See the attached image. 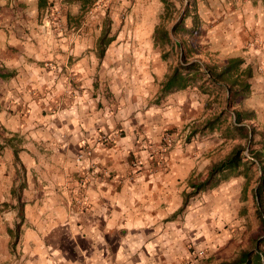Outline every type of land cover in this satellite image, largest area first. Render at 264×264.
Masks as SVG:
<instances>
[{"label": "crops", "instance_id": "1", "mask_svg": "<svg viewBox=\"0 0 264 264\" xmlns=\"http://www.w3.org/2000/svg\"><path fill=\"white\" fill-rule=\"evenodd\" d=\"M19 1L38 8V0H8L9 5ZM6 2L0 0V5ZM209 5L219 17H207V23L200 24L202 34L197 41L203 50L223 57V64L229 58L241 57L245 65L251 66L249 93L237 99L233 108L243 113L242 124L252 125L264 135V0L224 1L220 12L215 2ZM3 24L10 27L14 22L5 20ZM95 40L82 38L93 42V48ZM110 43L104 52H108ZM19 44L14 35L7 36L0 28V107L10 106L13 110L0 114V124L9 131V137L24 134L29 141L15 154L14 147L9 146L0 155V204L9 206L0 211V262L222 264L235 253L230 236L238 235L239 226V250L235 255L252 251L251 264H264V173L260 177L264 160L258 166L260 175L251 186L252 193L240 202L241 181L233 183L231 191L225 188L214 195L206 193L218 185L216 178L223 179L216 176L208 180L209 170L237 145L229 152L216 153L207 142L191 141L173 145L160 156L155 154L163 130L207 116L208 94L205 90L200 92L206 84L192 90V73L183 69L187 85L163 91L162 84L175 67L160 81L157 91L164 95L160 104L147 113L133 110L126 97L127 103L122 102L117 111L114 104L99 109L101 97L98 91L94 96L91 84H85V90L75 98L66 96L62 103H57L66 82L56 80L53 73L45 72L41 78L37 75L41 71L32 66L16 68L21 54ZM96 49L99 51L97 42ZM116 51V57L125 52L120 47ZM22 53L31 55L28 47ZM88 53L95 57L94 51ZM82 54L81 49L79 56ZM76 69L84 73L88 67ZM9 74L13 75L4 76ZM207 84L210 90L212 83ZM48 86L58 96L49 101L35 99L33 88L41 91ZM58 104L62 108L56 111L53 107ZM98 129L110 134L113 140L98 144ZM118 130L123 132L118 135ZM144 138L153 145L145 143ZM83 142L91 146V154L77 162ZM260 152L264 154V149ZM131 156L140 161V172L136 174H132ZM246 162L243 158L239 168ZM205 170L203 178H195L197 172ZM89 171L90 178L78 186L76 177ZM196 185L201 188L196 189ZM2 216L10 220L3 221ZM249 218L251 226L247 223ZM13 225L18 226V237L11 253L14 238L9 228ZM190 243L205 250L203 259L192 262ZM256 255L260 258L256 259Z\"/></svg>", "mask_w": 264, "mask_h": 264}, {"label": "rangeland", "instance_id": "2", "mask_svg": "<svg viewBox=\"0 0 264 264\" xmlns=\"http://www.w3.org/2000/svg\"><path fill=\"white\" fill-rule=\"evenodd\" d=\"M211 1L215 2V5L217 4L216 9H220V12L224 8L223 5L220 6L221 3L224 1L235 2L236 0H87L84 3L81 0H46L45 7L40 10L36 5L31 7L30 4L20 1L18 4L9 5L7 0L6 3L0 5V28L7 36L12 34L20 42L19 52L21 54L16 68H23L24 65L32 66L41 71V74L37 73L38 76L41 75V78L45 72L53 73L56 80L60 79L61 83L66 82L64 94L60 96L59 93L61 100L57 103H62L66 96L75 98L81 90H85V84H91L94 96L98 91L101 97L99 109H105L109 104H114V110L117 111L123 106L122 102L127 103L126 97L133 110L138 108V111L147 113L148 110L156 108L164 96L159 92L160 90L157 91L160 81L173 68L190 66L192 73L189 78L190 88L193 90L195 87L196 91L206 84V89H200V92L205 90L208 94L205 105L208 114L197 122L163 130L162 142L155 148V154L160 156L173 145H184L191 141L195 144L207 142L211 144L212 150L216 153H226L235 145H241L244 149L243 156L247 162L239 168V174H230L226 179L216 178L219 182L218 185L206 190V193L212 195L218 191L223 192L225 188L227 191H231V188H234L231 185L236 184V181L239 184L241 181V202L245 195L252 193L251 186L260 175L258 166L261 164V160H264V154L260 152V149H264V135L259 134L255 128H252V125L242 124L243 126H239L234 121L232 112L234 108H230L227 113L221 116L220 126L216 130L202 129L203 123L207 119H213L225 109L227 101L226 91L215 87L211 81H208L212 83L209 90L205 77V67L206 69L213 65L220 67L224 63V59L213 51L203 50V46L197 41L198 36L202 34L200 24L207 23V17H219L213 7L209 5ZM5 20H13L14 25L7 27L3 24L2 26ZM105 30L107 37L116 40L110 43L111 47L107 53L104 52L105 54L101 55L96 49L97 40H95L94 48L93 42L82 41V38L98 39ZM26 47L29 48L30 56L22 53ZM119 47L125 52L116 57V50ZM14 49L16 51L18 48ZM81 49L83 56H79ZM88 50L94 51L95 57H89ZM193 62L192 66L189 65ZM79 66L88 67V70L86 69L82 73L76 69ZM93 66L96 67L94 71ZM52 88L43 87L41 91L33 88L32 93L37 100L42 98L49 101L56 95L58 96V92L52 94ZM147 89L148 92H146ZM88 97L92 96L89 94ZM139 99L142 101L141 103ZM70 104L74 105V102ZM44 106L47 104L44 103ZM61 108L62 104L53 107L56 111ZM5 111L8 113L13 110L10 106L6 109L0 107V114ZM45 111H49V109L46 108ZM61 113H65V110ZM133 115L131 113V116ZM195 129L198 131L192 134ZM99 131H101V135H108L109 140L101 142L97 138L98 144L104 145L113 140L110 134L105 133L102 129H98L97 133ZM122 132V130L116 131L118 135ZM8 134L9 131L0 124V155L5 147H14L15 154L18 150L23 149V146L29 145L24 134H20L22 136L19 137L13 135L9 137ZM166 134L170 136L169 144L164 140ZM143 140L145 143L153 145L149 139L144 138ZM84 147L90 150V153L84 158L91 154V146L86 142L81 143L76 156L77 162L83 161L77 158ZM138 159L135 156L130 158L132 174L140 172ZM21 169L23 170L22 167ZM90 173V171L81 172L76 177L77 185H83L82 179H89ZM205 175L206 170L197 172L195 178L200 179ZM249 205L251 204L249 203ZM7 208H9L7 204H0V211ZM4 217L2 216L3 221L10 220ZM247 223L251 226L250 218L247 219ZM9 229H12L10 231L14 238L11 242V253H14L13 246L18 237V226L13 225V228ZM237 231L238 235L234 233L230 236L233 239L231 246L235 252L232 258L239 250V226H237ZM188 252L193 259L192 262H197L206 255L204 249H198L191 243ZM213 258L217 259L214 256ZM7 262L8 260H4L0 264H7Z\"/></svg>", "mask_w": 264, "mask_h": 264}, {"label": "trees", "instance_id": "3", "mask_svg": "<svg viewBox=\"0 0 264 264\" xmlns=\"http://www.w3.org/2000/svg\"><path fill=\"white\" fill-rule=\"evenodd\" d=\"M46 0H38V9H43L45 7ZM87 1V0H81ZM107 31L105 30L97 39V48L99 49V53L102 55L105 47L111 42L113 38L107 37ZM190 63L189 65H193ZM181 69L190 70V66L188 67H176L173 72L167 76L166 80L162 84L163 91H168L171 88H183L187 85V77L183 75ZM205 76L207 81H211L214 85L219 88H224L228 92V98L226 101V107L222 110L216 117L213 119H207L202 126V129L213 131L220 126V119L230 108H233L234 103L239 98H244L249 93V82L248 78L252 75V68L250 65H245V61L241 57H233L227 59L226 63L222 66H208L207 69L205 67ZM13 74L4 75V76H12ZM3 76V75H2ZM236 99V100H235ZM234 121L239 124V126H243L242 123L244 121V116L241 111L234 108L233 109ZM231 126V124H230ZM198 129L192 131V134L197 132ZM243 147L241 145L235 146L231 152L221 161L214 164L208 173V180L215 178L216 176H220L221 178H227L230 174H236L239 170V166L241 165L243 158ZM264 166L261 165V179L263 178ZM206 183H201V185H205ZM200 185H196V189H200ZM257 193L259 190V186L256 188ZM252 251H242L240 255H237L235 258L229 261H225L222 264H251L253 255ZM256 259H259V255H256Z\"/></svg>", "mask_w": 264, "mask_h": 264}, {"label": "built area", "instance_id": "4", "mask_svg": "<svg viewBox=\"0 0 264 264\" xmlns=\"http://www.w3.org/2000/svg\"><path fill=\"white\" fill-rule=\"evenodd\" d=\"M101 131H99L98 133H99V135H98V141H101V142H107L108 140H109V136L108 135H101V133H100ZM169 135L167 136V134L164 136V140H165V142L166 143H168L169 144V142H170V139H169ZM167 146V145H166ZM90 153V150L87 148V147H84L83 149H81V152L79 153V155H78V160H83L84 159V157L86 156V155H88ZM88 178H84V179H82L83 181H82V184H84V182L87 180Z\"/></svg>", "mask_w": 264, "mask_h": 264}]
</instances>
